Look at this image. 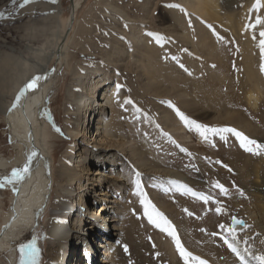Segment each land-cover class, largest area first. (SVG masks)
Listing matches in <instances>:
<instances>
[{
	"label": "rangeland",
	"instance_id": "obj_1",
	"mask_svg": "<svg viewBox=\"0 0 264 264\" xmlns=\"http://www.w3.org/2000/svg\"><path fill=\"white\" fill-rule=\"evenodd\" d=\"M227 1L222 0L218 6L216 19L194 11L191 8L193 0H77L74 24L65 44V59L60 58L54 67L46 96L48 105L44 109L45 116L55 115L60 125L59 138L52 139L47 145L56 150L53 174L64 170L70 174V181L54 178L56 190L53 186L48 207L37 223L23 224L21 229L8 235L0 253V264H8L12 251L15 256L12 264H19L18 246L33 239L39 249L38 264H48V247L57 243L47 237L49 217L56 214L69 220L91 218L90 209L103 202L97 195L100 188L109 192V200L104 201L108 208L105 213L109 212V216L116 219L118 229L109 228L101 216L91 218L93 222L88 227L80 224L75 234L82 233L94 250V258L88 264H104L100 258L105 248L96 247L94 243L100 241V236L107 237L114 245L110 252L113 251L115 256L106 264H172V257L180 256L176 245L171 251L167 246H161L172 243V237L149 223L140 197L133 195V180L139 181L147 200L171 223L183 248L205 264L218 263L208 261L204 255L186 247L183 238L188 236L192 240L195 233L202 243L211 240L217 248L216 253L221 254L220 260L225 261L230 255L224 256L220 250H231L222 239L228 234L219 225L231 226V218L235 217L244 222L240 231L235 227L237 241H245L250 229L245 209L250 203L245 194L239 192L236 181H241V177L249 172L256 155L244 151L239 139L231 132H208L204 139L194 125L186 124L176 111L179 110L188 121L209 129H235L257 144L254 137L264 138V112L252 110L240 96L241 68L236 65L238 61L242 62L246 31L251 32L253 39L264 31V7L260 3L254 7L257 0L247 8H244L246 0H231L233 4L230 5ZM44 2L50 0H34L20 8L22 0H0V13L3 14L0 18L2 105L11 102L12 88L20 80L25 63H31L28 47L52 51L70 17V0H58L57 7L48 3L45 6ZM243 10L246 19L242 29L238 30L236 25ZM232 16L235 23L229 28L227 25ZM257 18L262 21V28L258 27ZM131 33H134L133 39ZM149 33L159 35L160 43ZM11 55L18 58L16 63ZM225 57L231 58L228 70L218 68L223 66ZM54 61L50 56L45 69H50ZM94 71L102 77L104 87L110 86L109 90L115 91L114 104L118 107L115 116L120 123L116 138L124 143L112 151L113 157L107 165L97 163V153L92 154V148L85 147L86 143L82 146L89 150H82V161L74 163L77 151L73 148L81 138L77 141L71 131L64 130L69 89L79 87L80 77ZM196 83L202 93L199 90L197 93ZM117 85L120 86L118 92ZM261 90L264 94V82ZM125 98L132 103L125 104ZM167 102L174 107H169ZM106 114L111 115V108ZM178 127L180 129H176ZM89 129L93 130V127ZM9 140L8 127L0 114V154L13 160L20 151L13 150ZM121 148L125 151L121 152ZM95 168H100L106 175L95 174ZM157 169L180 172L192 182L166 176ZM9 174L10 171L3 176ZM76 181L89 187L88 191L92 186L96 190L84 198V207L72 206L69 201L76 197ZM65 183L71 185L67 193L65 186L62 188ZM217 183L226 193L215 187ZM12 195L10 186L1 189L0 225L10 209ZM60 196L67 199L63 198L66 209L62 212L55 209ZM217 208L221 209L219 213ZM101 223L106 225L102 227ZM65 229L64 234L67 233ZM106 230L111 237L105 234ZM66 235L69 237L70 233ZM71 238L61 247L59 255L61 259L68 255V264L77 262L78 258L82 261L80 255L85 254L83 241L74 238L72 241ZM228 239L231 240L230 235ZM254 248L258 247L255 245Z\"/></svg>",
	"mask_w": 264,
	"mask_h": 264
},
{
	"label": "bare ground",
	"instance_id": "obj_2",
	"mask_svg": "<svg viewBox=\"0 0 264 264\" xmlns=\"http://www.w3.org/2000/svg\"><path fill=\"white\" fill-rule=\"evenodd\" d=\"M254 1L255 0H246L245 7H243H249ZM193 2L194 5L191 4V8L194 11L200 12L204 16H214L213 18L218 19V6L222 3V0H193ZM227 2L229 5L233 4L231 0H228ZM47 3L53 4V7H57L58 0L56 3L44 2V5H48ZM259 3L264 7V0H259ZM77 5V0H73L72 3H70V13L73 15L77 9ZM245 14L246 12L243 10L241 18L237 21L236 27H238V30H241L244 26V21L246 19ZM233 16L229 18V23L227 25L229 28H232V25L235 23L232 19ZM73 24L74 19L71 24H69L68 19L63 32L58 35V42L53 46L52 51H45L44 49L35 50L28 47L31 55V60L28 61L31 63H25L26 67L22 73H20V80H18L12 88L14 91L11 94L13 96L11 102L2 105V102L0 101V114H2L3 121L8 127L9 139H11L13 150L16 152L20 151V153H17V156L13 160H10L0 154V176L8 173V171L11 172L13 168L21 167L25 161L26 153L30 150L34 149L39 154L38 158L34 161L33 170L31 171L30 176L19 185V193L12 195L10 209L3 217L0 229H3L5 224H10V226L7 229L0 231V253L4 248V240L8 238L9 234L19 230L20 226L23 224L30 226L34 222L37 223L39 221L45 207H48L50 202V195L52 193V187L54 186V178L55 180H57V178L60 179L61 182L70 181V178L68 177L70 174L67 172L65 173L64 170H59L53 174L52 165L53 158L55 159L56 150L50 149L47 145L52 141V139L57 140V138H59V134L55 128H59L60 130V125L58 124L59 122H57L55 115H51L49 113L47 118L45 116L44 109L46 108V105H48L46 96L49 94L48 89L51 83L50 79L55 72L53 69L54 67L56 68V64L60 61V58H63V60L65 59V44L68 41V36L71 32ZM68 26L70 30L69 33H66V28ZM258 27L262 28L261 23ZM246 34L247 38L245 40L242 62L238 61L236 63V65L241 68L239 81L242 86H240L239 94L243 97L245 104L252 110L264 112V94L261 90L264 82V74L261 70L264 58L259 44V40H261L262 37L256 36V38L254 37L253 39L250 31H246ZM133 38L134 33H131V39ZM254 40L256 41L255 43L253 42ZM50 56H52L55 61L50 69H45ZM10 58L14 59V63H16V60L18 59L12 55ZM229 59L231 58L225 57L224 62L222 63L223 66L219 65L218 68L228 70L230 65ZM77 71L78 70L75 71V74L78 75L79 72ZM43 73H47L48 76L47 79L41 82L38 86V90L29 92L27 96L22 99L21 105L15 108L12 112H9L8 109L11 107L17 92L23 84L34 75ZM85 75L86 76L84 78L80 77L79 87H72L69 89L66 112L67 122L64 124V130L67 132L71 131V136L77 141L81 138L79 142L75 143L73 148V150L77 151V155L74 156V163L82 161V150L85 151V147L90 146V148H92V154L97 153L98 155L96 156L98 157L97 163L100 165H107L108 161H110L113 157L112 151L116 150L118 147H122L124 144L116 138L119 135L118 128H120V123L115 116L118 108L117 105L114 104L115 91L114 89L110 91V86L104 87V84H101L102 77H98L99 74L96 73V71L91 72L89 76H87V73ZM3 80L5 81V78ZM232 81L233 80H230L231 83ZM8 87H10V85ZM194 87L197 93L198 90L199 93H202V88L198 83H196ZM108 108H111V115L109 117L108 114H106ZM69 119L70 122H68ZM47 121H50L51 127L48 125ZM93 123L94 125L92 126ZM53 124L55 125V128L53 127ZM91 127H93V130L89 129ZM176 129L180 128L178 127ZM254 139L257 140L260 145H263L264 138L254 137ZM84 143H86L85 147L82 146ZM88 150L89 148L86 152ZM106 151H108V153H106ZM123 151H125V149L121 148V152ZM45 165L47 167H45ZM157 170L163 172L166 176H174L178 179L192 182L190 179L184 177L180 172H174L167 169ZM95 174L106 175L100 170V168H95ZM236 182L239 184V192H243L246 196L245 199L249 200L250 203V205L246 206L245 209L247 223L250 225V229L247 230L249 231V234L245 241L238 242L236 246L245 257L247 264H256V261L253 260L252 257L264 255V152L254 157V161L250 166L249 172L245 173L241 177V181L238 180ZM74 185L78 191L76 193V197L71 198L69 201L72 206L76 207L79 205L84 207V198L88 196L89 192H95V187L92 186L88 191L87 188L89 187L85 188V186L80 184L78 181H76ZM64 186L66 193L70 191L71 185L69 183L62 185V188ZM54 189L56 190L55 186ZM236 189L238 190V187H236ZM97 195L101 196L100 200L103 202H101L99 206L90 209L91 212H89V215L91 214V218L101 216V218L105 220V223H108L109 228L113 227V230H117L118 228L114 222L116 219L113 218V216H109V212L105 213L108 208L104 205V201L109 200L107 198V196H109V192L100 188ZM63 198L65 197L60 196L59 202L55 205V209L60 210L61 212L66 209V203H64L65 201ZM75 207L74 210H76ZM13 215H15V219H12ZM91 218L89 216H87V218L80 217L78 219L74 217L69 220L68 217L62 218V216L56 214L49 217L46 226L47 237L50 241L52 240L57 243L52 247H48V257H50L48 264H68L70 257L64 253L63 256H65L61 259L59 256L61 252L60 249L66 241L69 242L71 236L73 235H75V237H73L75 241H83V251L85 254L84 256H82V254L80 255L83 257L82 261L78 258L77 262L75 261V263L73 262L72 264H80L81 262L82 264H88V262L94 258L92 257L94 251L92 245L86 242L87 240L82 236V233L81 235L75 234V231L80 229V224H84L86 227L90 226L93 222ZM192 224L195 225V223ZM101 225L104 227L106 224L101 223ZM64 229L67 233H70L69 237L66 235L67 233H63ZM240 229L241 225H237V231H240ZM104 232L106 235L111 237L112 234L108 233L107 230ZM254 235L255 237H253ZM73 238H71L72 241L74 240ZM99 238L100 241L98 240L94 242L96 247L105 248L102 251L103 257L100 258V261L104 264L110 263L115 256L113 251L110 252V248L114 247V245L109 242L107 237L100 236ZM203 240H205V237ZM182 241L186 247L204 255L208 261L217 262L218 264H241L240 260L238 262L236 254L232 251V254H230V251L229 253L224 249L220 250L222 255L228 256L229 254L230 257L226 258L225 261L220 260L221 254L218 255L216 253L217 248L212 241L206 240L207 243H202V240H198L195 233L194 239L191 240L188 236H186ZM254 243L258 247L257 249L254 248ZM161 246H167V249L171 251L175 247V244L174 242H166L161 244ZM245 249H248V251L245 252ZM258 249L259 251H257ZM9 258L10 261L8 264H12L15 258L13 251L9 252ZM172 264H185V262L181 256H178L177 258L172 257Z\"/></svg>",
	"mask_w": 264,
	"mask_h": 264
},
{
	"label": "snow or ice",
	"instance_id": "obj_3",
	"mask_svg": "<svg viewBox=\"0 0 264 264\" xmlns=\"http://www.w3.org/2000/svg\"><path fill=\"white\" fill-rule=\"evenodd\" d=\"M31 2H34V0H22V3L20 4V8H23L25 5ZM50 2L56 3L57 0H50ZM258 5H259V0H257L256 4H254V7H258ZM170 7H179V5H170ZM181 10L183 11V9ZM0 18H3L2 13H0ZM261 22L262 21L260 20V18H257L256 23L260 24ZM148 35L153 36L154 39L157 41V43H160L162 39L157 34L149 33ZM260 36L262 37V39L260 40L259 44H260L262 56H264V31L260 33ZM261 70L264 71V66H262ZM47 76H48L47 73L37 74L34 75L32 78H30L26 83H24L23 86L17 92L15 99L11 107L8 109V111L12 112L15 108L20 106L22 99L25 98L29 92L38 90V86L41 84V82L47 79ZM119 88L120 86L117 85V92L119 91ZM45 102H46V98H45ZM124 103L131 104L132 101L125 98ZM167 103L169 104V107H174L171 104V102H167ZM121 107H123V105H121ZM137 111H139V109H137ZM176 111H177V115L180 116L181 120L185 121L186 124L194 125L195 129L200 133V135L204 139H207L206 133L208 132H211L213 134H222L224 132H231L239 139L240 146L242 149H244V151L252 153L253 155H259L262 152H264V145L257 144L256 141L250 140L247 136L236 131L235 129H231V128L209 129L205 126L196 124L194 121H188L187 118L182 113L179 112V110ZM53 127L55 128L54 124ZM55 130L57 132L60 131L59 128H55ZM9 142L11 143V139L9 140ZM181 151H184V149H181ZM38 156H39L38 152H36L34 149L27 152L25 155V161L21 167L13 168L9 175L0 176V189H4L10 186L13 194L14 195L18 194L19 185L26 178L30 176L31 171L33 170L34 161L38 158ZM45 167L47 166L45 165ZM133 184H134L133 195L140 197V204L144 208V214L147 217L149 223L159 228L162 232H166L170 237H172V240L176 245L177 252L180 254L185 264H205V261L201 260L199 257L193 256L192 253L186 251L183 248L175 232V229L173 228L171 223L167 220V218L164 217L162 213L157 211L155 207L151 204V202L147 200L146 195L141 190V185L139 184V181L133 180ZM215 187L220 188L222 193H226V190L223 188L222 185H219L217 183ZM185 191H190V190L185 189ZM193 195L196 194L193 193ZM202 198L204 200L208 199V197H202ZM216 211L217 213H219L221 209L217 208ZM12 219H15V215H13ZM243 224L244 222L242 220H238L235 217H233L231 226H226L224 224H221L219 225V228L231 236V240L228 239V235L223 236L222 239L224 240V243L234 254L237 255V257L241 261V264H247L245 257L241 254L240 250L236 246V244H238V241L236 238L235 226L243 225ZM9 226L10 224H5L4 228L0 229V231L7 229ZM213 235H216V233H213ZM247 251L248 249H245V252ZM18 252H19V264H38L39 249L35 246L34 239L27 243H21L18 246ZM252 259L256 261V264H264V255L254 256L252 257Z\"/></svg>",
	"mask_w": 264,
	"mask_h": 264
},
{
	"label": "water",
	"instance_id": "obj_4",
	"mask_svg": "<svg viewBox=\"0 0 264 264\" xmlns=\"http://www.w3.org/2000/svg\"><path fill=\"white\" fill-rule=\"evenodd\" d=\"M73 0H70V3H72ZM74 19V15L72 13H70V17H69V24H71L73 22ZM69 26L66 28V33H69Z\"/></svg>",
	"mask_w": 264,
	"mask_h": 264
}]
</instances>
